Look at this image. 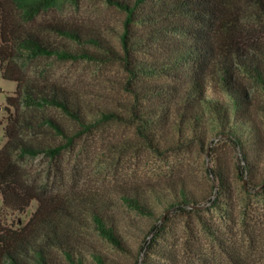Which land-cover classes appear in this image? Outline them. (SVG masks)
I'll return each instance as SVG.
<instances>
[{
  "label": "trees",
  "instance_id": "trees-1",
  "mask_svg": "<svg viewBox=\"0 0 264 264\" xmlns=\"http://www.w3.org/2000/svg\"><path fill=\"white\" fill-rule=\"evenodd\" d=\"M54 1L0 0V73L16 81V89L6 96L9 115L7 140L0 148V191L4 203L16 210L37 202L25 223L0 227V264H122L110 261L90 237L94 230L115 248L130 251L114 217L100 206L77 207L45 195L41 186L29 184L16 158L40 152L55 157L75 136L102 121L136 123L144 143L158 153L189 144L213 152L216 139H222L237 153L236 173L243 186H264V139L252 92L254 87L264 92V0H105L125 12L121 50L97 36L83 40L78 30L64 24L48 22L40 31L27 25ZM136 25L143 28L133 29ZM53 32L94 48L63 47L49 35ZM152 49L153 57L139 56ZM52 55L119 61L126 73L123 88L131 96L129 115L114 110L96 113L68 87L34 80L19 62ZM48 108L72 118L78 131L71 135ZM28 133L36 138H27ZM50 133L67 140H37ZM208 171L218 180L217 196L228 195V172L221 164ZM170 187L165 213L188 212L198 205L196 194L184 183ZM155 195L160 200L161 195ZM122 199L156 220L152 240L161 234L165 213L157 215L148 196L123 194ZM143 251L168 256L164 247L150 249L149 241L140 246ZM239 261L233 264H243ZM134 264H141L139 256Z\"/></svg>",
  "mask_w": 264,
  "mask_h": 264
},
{
  "label": "rangeland",
  "instance_id": "rangeland-1",
  "mask_svg": "<svg viewBox=\"0 0 264 264\" xmlns=\"http://www.w3.org/2000/svg\"><path fill=\"white\" fill-rule=\"evenodd\" d=\"M124 18L123 10L105 0H55L41 9L33 22L26 23L36 31L45 29L48 22L64 24L78 30L83 40L97 36L121 50ZM49 35L69 49L94 48L83 40L55 32ZM154 54V49L139 52L144 58ZM19 62L34 80L68 87L87 100L96 113L114 110L129 115L131 96L123 88L126 73L119 61L60 59L52 55L22 58ZM15 89L16 81L0 73V148L7 140L6 96ZM252 92L255 117L264 139V92L255 87ZM48 111L71 135L78 131L79 125L72 118L55 108ZM135 124L125 120L102 121L75 136L55 157L40 152L18 156L17 162L29 184L41 186L45 195L73 202L77 207L100 206L114 217L130 251L117 249L97 232L90 231V237L110 261L134 264L139 256L141 264H233L234 259L243 264H264V186H243V179L236 173V151L217 138L213 152L205 153L196 144H189L158 153L144 143ZM33 136L27 134L29 139L36 138ZM37 138L51 144L67 140L55 133ZM262 148L264 155V142ZM219 164L228 172L232 186L228 195L220 197L214 192L218 180L211 178L208 171ZM261 170L264 174V166ZM181 182L196 194L198 205L188 212L171 209L165 213L170 186ZM156 193L161 195L160 200H156ZM123 194L148 196L156 214L165 213L159 236L152 240L156 232H151V226L156 220L129 208ZM36 207L37 202L32 200L25 210L11 208L4 203L0 191V227L25 223ZM145 241L150 242V249L166 248L168 256L140 252Z\"/></svg>",
  "mask_w": 264,
  "mask_h": 264
}]
</instances>
